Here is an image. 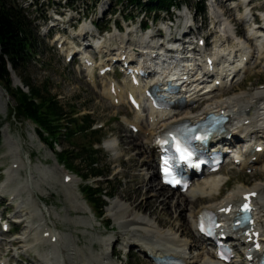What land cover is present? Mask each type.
<instances>
[{"label":"bare ground","instance_id":"6f19581e","mask_svg":"<svg viewBox=\"0 0 264 264\" xmlns=\"http://www.w3.org/2000/svg\"><path fill=\"white\" fill-rule=\"evenodd\" d=\"M246 1L247 0H239L238 4H244ZM225 2V0L211 1V18H213L212 22L214 27H217L215 33L217 32L218 37V39L213 42V47L210 48V55H212V61H215V65L213 67L208 65H206V67L205 65L201 66L203 63L200 62L204 61L199 60L198 56L192 61H176L186 62L183 63V65L188 66L190 69L194 67L193 65H197L201 72L204 70L208 73V78L211 77L209 76L210 74H213L216 70L218 71L219 77L217 79H219L221 85L219 84L210 91H208L207 88L212 87L213 84L208 78L195 85L191 84L194 86L192 89V96L194 97H191L189 100L193 101V106L186 109H178L177 107L155 108L151 105L149 100L143 98L144 90L132 87L127 82L126 78H124L123 85L113 82V84H117L114 86L115 93L110 92V84L103 89V94L110 99L113 104L116 99L120 101L118 104L125 101V91L137 90L139 94L138 101L140 107L137 111L135 120L132 122L125 121L130 126L135 125L140 128L138 133L143 135L142 142L138 143V141H136L135 144L138 147L132 148L131 138L133 139L135 137L134 134L131 133V135L125 134L124 137H121V141H118V139H111L106 141L103 145L107 151H113V159L116 162L119 159L121 162L124 154L135 152V154H132L128 159L127 166L129 168L128 171H133V173H131L133 175L131 181H135L138 184L134 196L124 194L121 199L112 201L108 208V216L112 219L114 231H117L116 228L119 230L117 231L118 237L115 239V245L118 246V244H121V248H124V250H128V248H137L140 253L149 257L152 262V257H163L166 255L182 257L188 264H214L218 262L215 253L205 250V246L199 243L197 237L196 223L200 213L205 209L214 210L220 214V216L223 217L222 221L225 231L229 235L236 237L234 241L239 244V248H241V246H244L242 248H246L245 245H247L246 242L249 240L250 235L242 234L241 232L233 233L231 231V219L228 217L231 212H227V210L229 208L236 210L238 204L246 199L247 196H250L254 200L258 214L256 223L258 227L252 230L250 234L253 235L255 232L260 231L258 239L262 242L264 248V184L260 183L253 189H238L237 193L232 191L226 196H223L221 201L205 204L206 201H212L216 195L219 196L223 192L224 185L227 183L226 178L224 179L222 175L216 173L215 175H210L203 179H197L185 193L181 191L175 192L176 197L172 199L168 194L162 191L167 187L160 181L155 161L157 148L155 138L158 134L179 121L190 120L192 122H197L210 112L221 111L229 116V121L226 125V131L218 134L217 139L219 141L222 139L224 144H228L229 147L235 145L238 140H242L245 143L244 152L239 153L241 160L236 165L237 168L243 170L244 168H254V166L264 158V150H256L257 146H264V87L262 89H257V91L248 98L245 95H237L229 100L223 99L224 101L222 99L214 100L213 98L216 94L224 92L233 82L240 80L242 73L249 71L251 65L256 67L260 64L261 59L264 58V24L261 23L258 27L246 28L245 37H236L234 23L230 13L232 9L222 8ZM247 7L248 6H245V13L238 18L241 22L248 23L249 16L247 14ZM226 13L229 14L226 16ZM262 17L264 22V14ZM189 21L190 18L187 16L186 27L184 26L183 29H181L185 37H189L195 32L194 28L187 27V22ZM163 27L164 26L161 28ZM85 32L87 33V29ZM173 34L174 31L170 33L171 39L166 42L170 47L169 52L167 51L166 53L162 39H160L161 45L157 50L155 49V45L159 43V38L156 39L155 36L150 37L149 33L139 37L131 28L121 35H118L116 32L108 33L111 38L118 39L117 41L121 48H125V45L128 43L130 45H135V47L133 46V48L136 49L135 51H141L142 53L144 51L149 52L151 48H153L150 52H158V61L160 60L159 62L162 63L175 62L172 61V57L170 56L175 54L171 48L176 47L179 41ZM130 39L138 41L139 43H132ZM66 42L68 41L65 39L64 43ZM114 44L117 45L116 42ZM250 44L252 46H250ZM66 49L67 47L65 50ZM206 50L207 48H205V50L203 49V53L209 54ZM74 51L77 53V50ZM177 56L186 57L188 59L191 55L179 53ZM246 60L248 61L245 62ZM106 63L107 62H81L82 67H80V69L86 72L85 75L92 86L96 87V67L99 65L104 67ZM143 63L140 62L139 66ZM132 66L136 67V69L142 67H138V65ZM179 68L180 64L176 63L175 70ZM152 69L154 70V67L148 70ZM155 69L161 71V73L153 75L151 78L145 80L143 83L144 86L160 84L162 87V85H164L165 75H163V64ZM223 73H226L228 78L231 74H236L232 77L231 82L228 83V78L224 80L226 77H221ZM14 79L16 84L22 83L19 81L16 74L14 75ZM1 90L0 112H3V108L7 106V100L4 99L5 97L3 98ZM165 95H167V97H172L168 95V93ZM182 95H184V93H181L179 96ZM220 95H222V93L218 96ZM199 105H203V107L198 113L191 112L195 110L194 107H198ZM186 111L189 112L186 113ZM229 133H231L232 137L228 139L227 135ZM126 137H128L129 140ZM13 139V137L8 138V151L3 156V158H10L13 161L11 167L5 173L3 184L0 186V197H5V194L9 192L10 186L19 180V176L23 169L29 166L27 160L23 159L20 153L21 145ZM122 143L128 147L126 149L120 148ZM213 147V150L218 148L216 145ZM147 165L150 167H147ZM122 170H119L115 175L124 174L127 176V171L125 170V173V171ZM38 178H40V181ZM77 182L78 180L74 176L67 174L63 168H61L59 172H56L52 168L45 173L27 176L26 181L10 193L7 203L8 206L6 208L2 207L4 212L10 208L14 209L13 217H16V221L20 223L14 224L13 226L18 227L20 230H14L12 227L8 233L3 226H1L0 236L19 232L18 236L11 239L0 237V257L4 253L6 256H9L14 254V252H20L33 256L34 264H50V261H53L55 264H115L116 250H114L113 254L107 251L102 254H96L95 250L98 244L91 245V242L89 243L90 246L86 248L80 247V238L86 237L87 231L95 226L93 224V217L86 216L89 211H93V209L87 204V206H85L86 208H83L84 206L80 204L81 196L79 195L76 200L75 192L70 190L78 186ZM41 185H50L55 190L63 192L67 203L66 207L63 208L64 213L62 212L63 214L61 213L62 215L59 214V216L70 231L65 236L66 242L59 236L58 229L50 222H47V220H50L48 219L50 216H47L45 212L38 214L35 211L36 209L32 203V197H34L37 192L36 189ZM199 197L202 198L201 200L203 203L195 209L198 200H200ZM147 198H149V200H146ZM42 201L46 206L48 205L43 197ZM0 204L3 205V202H0ZM160 214L172 218L174 221L172 227L168 229L161 228L158 222V215ZM183 215H187V219L184 224H181L184 218ZM189 227L192 229L191 234L194 240L192 237L186 239V237L189 236L187 233ZM183 236L185 237L182 238ZM110 241H113V238L108 240L103 239L100 241V246L103 247L104 245H108L106 247H109ZM43 247H49V252L42 250ZM255 255H257V253H255ZM10 262L11 259L3 257L0 264H11ZM125 264L128 263L125 262ZM230 264H241V261L238 257H235Z\"/></svg>","mask_w":264,"mask_h":264},{"label":"rangeland","instance_id":"374dc122","mask_svg":"<svg viewBox=\"0 0 264 264\" xmlns=\"http://www.w3.org/2000/svg\"><path fill=\"white\" fill-rule=\"evenodd\" d=\"M52 1L54 2L56 0ZM198 1L199 0L182 1L183 9H187L188 11H190L191 17H196L194 28L196 30L198 29V27L201 28H199L198 31L200 32L201 36H204L206 41L210 43L211 47L213 42L218 39L217 32L215 33L217 27H214L212 22L213 18H211L212 14L210 15L211 12H209V4L212 0H205V15L198 14ZM225 1V4L223 5V7H221L224 9H232L230 12L232 15V21L242 37L246 36V28H249V25L251 24V17H255L256 22L261 25L258 20L260 17L258 15H255V13H264V0H252L249 3V7H252L251 12L255 13L253 15H249L248 23L241 22V20L238 19L245 13V7L243 4H240L241 7L239 9L231 8V0ZM235 1L237 3L239 2V0ZM29 2H31V0H28L26 3H24V5L28 6ZM43 2L49 4V0H43ZM76 3H79V5H81L82 1L75 2V6ZM125 6L126 4L120 5L119 9L123 10ZM53 7L54 6L52 5L51 9ZM129 9L130 11L132 10L130 7ZM173 10L174 9H171L169 13H172ZM128 12V10H125V13ZM139 12L140 9L136 8H133V10L131 11V13L135 15H137ZM26 13H28L29 17L32 19H34V17L36 16L35 19H37V25H34L36 27L35 29L38 43L36 44V50L34 52L35 54L28 61L29 63L26 66L25 71L22 72L23 76H21L24 78L25 76H27V79L30 78V81L34 85H38L41 87L43 85H46V89H48V92L52 96H55L57 98L59 104L68 113L70 118L74 120L73 123H70L69 120L63 122L64 125H68V129L72 132V134L70 135L73 136L71 139L68 136H62L59 139V145H57L56 152H62L64 148L72 147H75L77 149L82 147L90 148L93 144L94 148H99V152L97 154L98 167L104 170L105 175L103 177L92 178L89 180L86 179V181H82L79 175L83 177V175H85L86 173L87 167L86 165H79V159H77L74 163L78 166L70 168V170L72 171L67 170L62 165L58 164L57 157L55 155L56 153L41 141L35 130L36 125L31 120L26 119L19 112H17V100H15V98L8 93L6 84L3 81H0V90L2 89V96L3 98L5 97V100H7V106L3 108V112H0V137L2 139V143L0 144V186L3 184L5 180V173L11 167V163L13 161L10 158H3V156L8 151V138L13 137V140L21 145L20 153L22 155V158L27 160V162L29 163V166L23 169L21 175L19 176V180L14 182L10 186L9 192L5 194V197H0V202H3V205H1L2 207L6 208L8 206L7 203L8 198L10 197V193L16 190L23 182H25L27 176H30L31 174L38 175L39 173H45L52 168L56 172H59L60 169L63 168V170L67 174L74 176L78 180V186L70 190L75 192L76 200L78 199L77 197L79 195L81 196L80 204L84 206L83 208H86L85 206L88 205V203L86 202L85 193L83 192V187L87 182H90L89 184H93L94 186L102 185L106 188V190L109 191L111 188L113 190L114 196L112 198L106 197L108 199V204L104 209V215L102 217H99L97 211L92 206L91 208H93V211H89L86 216L93 217V224L95 227H92L89 231H87L86 237L80 238L81 248L90 246V242L91 245L97 243L98 245L96 244L97 247L95 253L102 254L103 252L109 250L107 248L110 247H106L108 245H104L103 247H101L100 241H102L103 239L108 240L110 238H113V240L115 241L116 237H118L117 231H119L117 228V231H114L112 219L108 216V208L110 207L109 205L115 199H121L124 194L134 196L138 187V184L135 181H131V177H133L131 173H133V171H128L129 168L127 166L128 159L132 154H135V152L133 151L124 154V156H122L121 162L120 159L116 162L113 159V151H107V149L103 145L108 140L118 139L119 141L121 137L125 136V134L131 135V133L133 132L130 130V126L126 123L125 120L132 122L133 120H135L136 114L127 103L115 106L111 103L110 99H108L103 94V89H105L106 86L103 85L107 83V78L99 77L96 75V87L92 86L85 75L86 72L83 69H80V67H82L81 62H64L62 57L58 55V53H56L54 47L46 43V41L48 40H46V38L40 35V33L38 32L40 31V26H44L45 24L43 22L39 23L42 18L44 19V13L45 17L48 16V11L45 8L38 6L37 9H26ZM169 13L167 14L166 12L161 13L160 11H152L150 15L155 16L157 19V22L155 23V26L153 28L161 26L164 22H166L164 18L162 19V17L170 15ZM227 14L229 13H226V16ZM115 16L118 18L120 15L116 14ZM139 17L140 18L138 19V21L142 20V16ZM151 18L153 17L150 16V19ZM133 26H138V22ZM250 46L252 45L250 44ZM18 79L20 82H22L21 84H16L14 75H12L11 88H21L24 92H29L27 86L23 83L19 76ZM263 87L264 58L261 59L260 64H258L256 67L254 65H251L249 71H245L242 73V77L240 78V80H238L237 82H233L232 85L230 87H227L224 92L216 94L213 98L214 100H229L237 95H245L248 98L251 97L257 91V89H262ZM221 93L222 95L218 96ZM202 107L203 105H199L198 107H195V110L191 112L198 113L202 109ZM187 112L189 111H186V113ZM87 116H89V120L92 121V127L99 128L97 134L90 135V131L82 133L81 126L87 124V120L85 119V117ZM133 134L135 138H131V147L137 148L138 146L135 144V142L138 141V143H141L143 140V135L138 133ZM126 138L129 140L128 137ZM98 139H100V142H98ZM127 147L128 146L123 143L120 146V148L122 149H126ZM148 166L149 165H147V167ZM118 169H123L122 171L126 170L128 177L124 174L118 176L115 175V173L119 171ZM75 173H78V175ZM219 174L222 175L224 179L226 178L227 182L226 185H224L223 192L219 196L216 195L215 198L212 199V201H206L205 204H212L221 201L223 196H226L232 191H235L237 193L238 189H253L260 183L264 184V158L259 161L254 166V168H244V170L228 164L219 171ZM38 180L40 181V178H38ZM36 190V194L34 195V197H32V203L36 208H40L42 212H45L47 216H50L48 217V219L50 220H47V222H50L52 225H54V227L58 229L59 236L62 237L64 242H66L65 236L70 231L68 226L61 221V217L59 216V214H61L62 212L64 213L63 208L66 207L67 203L63 192L60 190H55L50 185H41ZM162 191H164L165 194H168L172 199L176 197L175 192L177 191H170L167 188ZM42 197L48 203L47 206L42 201ZM199 199L200 200H198V204H196L195 209H197L200 205H202L201 203H203V201L201 200L202 198L199 197ZM146 200H149V198H147ZM6 211H8L9 215H11L14 209L10 208ZM183 216L184 218L182 219L181 224H184L187 219V215ZM107 220H110V226L105 224V221ZM158 222L160 223L162 229H168L174 224L172 218L167 217V215L161 214L158 215ZM13 229L20 230L16 226H13ZM18 232L16 233L17 236ZM187 233L189 236L186 237V239L189 237L193 238V235L191 234V227L188 228ZM12 235L13 233L2 235L0 237L11 239L13 238ZM184 237L185 236H183L182 238ZM121 247V244H118V246H116L117 254L114 260L115 264H125V262H127L128 264H152V262L146 256L136 251V249L128 248V250L130 251V253L128 254V250H124V248ZM42 250H44L45 252H49L50 248L43 247ZM3 257H6V259H11V264H34L33 256H29L20 252H14V254L9 256H6L4 253L0 257V261Z\"/></svg>","mask_w":264,"mask_h":264},{"label":"trees","instance_id":"16d2710c","mask_svg":"<svg viewBox=\"0 0 264 264\" xmlns=\"http://www.w3.org/2000/svg\"><path fill=\"white\" fill-rule=\"evenodd\" d=\"M128 2L130 5H138L143 7L147 12L169 9L174 3L180 0H119ZM188 1V0H181ZM197 5L198 13H205L204 0H199ZM38 43L32 20L25 14L24 10L14 3V0H0V81L6 84V89L15 100H17V112L23 117L31 120L35 125V130L41 141L45 143L53 152H55L59 163L69 168H74L75 161L79 159V165H86V173L83 180L99 178L105 175L102 168L98 167L97 154L99 148H94L92 144L90 148H64L62 152H56L59 139L72 136L68 125H64V121L69 120L73 123L68 113L59 104L55 96H52L46 85L38 86L32 84L30 78L22 77L28 61L36 50ZM10 67L21 78L23 83L28 87L29 92H24L21 88L13 89L12 73ZM22 75V76H21ZM25 79V80H24ZM89 116L85 117L87 124L81 126L82 133L90 131V135L97 134L98 130L92 129V121ZM65 126V127H64ZM67 126V127H66ZM65 133H64V132ZM65 135V136H64ZM100 142V139H98ZM2 139L0 137V144ZM85 178V179H84ZM87 182L83 187L86 201L88 205L93 206L97 213L102 216L107 205L106 197L110 198L114 195L113 190L102 185L94 186ZM93 209V208H92ZM108 220L106 223L109 224Z\"/></svg>","mask_w":264,"mask_h":264},{"label":"snow or ice","instance_id":"6c2138e0","mask_svg":"<svg viewBox=\"0 0 264 264\" xmlns=\"http://www.w3.org/2000/svg\"><path fill=\"white\" fill-rule=\"evenodd\" d=\"M177 150L181 152V159H191L190 155L179 149V147L177 148ZM165 163H167V161H165ZM245 211H247V208H245Z\"/></svg>","mask_w":264,"mask_h":264}]
</instances>
